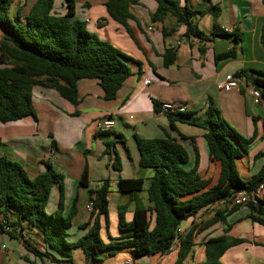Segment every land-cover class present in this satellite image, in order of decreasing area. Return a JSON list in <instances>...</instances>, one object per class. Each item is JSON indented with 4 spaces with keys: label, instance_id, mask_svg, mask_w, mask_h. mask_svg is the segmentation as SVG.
<instances>
[{
    "label": "crops",
    "instance_id": "obj_1",
    "mask_svg": "<svg viewBox=\"0 0 264 264\" xmlns=\"http://www.w3.org/2000/svg\"><path fill=\"white\" fill-rule=\"evenodd\" d=\"M33 1L17 0V3L25 4L27 10ZM105 2L106 0H74L73 19L84 22L89 32L109 42L122 54L121 59L129 67L130 76L118 90L116 98L104 101L103 93L95 80L84 79L77 82L79 102L76 106L64 101L54 89L37 86L32 89L34 117L0 124V154L17 162L29 178L45 172V162H49L54 171L63 176L61 187L53 185L50 190L46 212L57 209L62 196L63 215H66L73 200H77L76 214L66 231L67 240L71 243L86 233L80 226L89 219L90 212L86 209L90 203L89 191L98 188L105 179L110 180L111 186L107 195L108 224L106 226L103 219L100 223L101 240L108 244L120 238L117 227L120 207H127L124 218L126 222L131 221L134 204L127 194L116 190L115 183L119 179H148L151 176L150 170L139 167L136 137H170L176 140L188 156L183 165L185 170L195 166L194 145L198 153L196 172L201 179L207 181L205 189L218 182L220 165L208 157L203 139L205 131L187 124H176L178 133L193 138L194 143L180 139L176 132L169 129L166 115L155 109L154 103L174 102L184 107V113L197 121L204 119L207 105L211 103L229 127L248 140L245 150L235 159L239 177L244 181L248 180L259 171L263 163V158H257L256 155L264 152V99L255 104L248 91L256 89V79L264 80V0H190L193 11L208 12L212 6L220 9L216 20L209 13L192 19V23L202 33L200 39L184 35L185 27H176L173 19L152 22L150 15L156 9L153 0H141L130 7L131 17L126 21L128 31L108 17ZM180 4L183 6L184 2L180 0ZM14 10L13 7L11 13ZM65 11L64 0H55V14L62 16ZM214 22L228 36L211 37ZM171 29L175 30L166 35L163 33ZM233 33L238 35V42L232 41ZM205 37L210 39L206 40ZM166 50H170L175 56L174 62L168 67L164 66ZM229 50H234L237 56L215 61L216 55ZM227 75L237 79L236 90L217 89V84L224 82ZM40 80L46 83L44 78ZM101 119L113 120L114 127L107 134L99 136L94 132V124ZM105 142H108L109 155L105 154ZM114 161L119 164L118 171L113 167ZM85 168L86 185L81 186L79 180ZM147 184L148 181H145L143 192L139 194L145 205ZM260 197H264V190ZM211 207L214 213L223 208L224 203L219 202ZM200 213L199 216L204 214ZM238 213L236 211L228 217V223L232 225L227 235L246 242L227 250L220 262L264 264V227L245 219L247 210L240 216ZM212 214L204 220L208 221ZM195 218L180 226L182 236ZM9 220L14 221L15 215L10 214ZM3 222L0 216V223ZM22 233L31 246L44 251V245L35 230L25 227ZM222 235L221 223L204 229L194 238V245L184 264L202 263V243ZM7 238L12 243L11 250L5 243ZM13 252L17 253V257ZM177 252L178 244L163 255L143 257L134 262L173 264ZM24 254L27 253L21 242L0 234V264H21ZM99 256V262L89 264H124L126 260H132L128 249L117 250L113 254L102 252ZM28 257L34 264H64L66 261L59 255H56L54 262L48 258L41 261L31 255ZM77 258L84 264L81 251L75 249L71 252L72 264Z\"/></svg>",
    "mask_w": 264,
    "mask_h": 264
},
{
    "label": "trees",
    "instance_id": "obj_2",
    "mask_svg": "<svg viewBox=\"0 0 264 264\" xmlns=\"http://www.w3.org/2000/svg\"><path fill=\"white\" fill-rule=\"evenodd\" d=\"M141 0H106L105 9L108 17L127 31L126 21L131 17L130 7ZM155 11L150 15L152 22H163L166 18L174 20L175 26L185 27L184 35L202 38V33L192 23L196 16L211 14L214 19L220 9L212 6L208 12L193 11L190 0H153ZM65 14L58 16L54 12L55 0H34L25 11V4L17 0H0V124L20 121L34 117L32 107V89L34 87L52 88L69 104L76 106L79 102L77 82L95 80L98 83L104 101H113L118 90L130 76L129 67L121 59L122 54L109 42L101 40L86 29L84 22L73 19L74 0H64ZM15 8L13 14L11 9ZM175 29L169 30V34ZM264 34V26L262 27ZM228 36L214 22L211 37ZM233 42H238L236 33L231 35ZM206 40L210 38L205 37ZM264 48V43H262ZM237 56L234 50L215 56V61L233 59ZM175 60L174 54L166 50L164 66H170ZM41 78L46 83L41 82ZM254 86L264 99V80H255ZM159 105L154 103L155 109ZM169 129L176 132L182 140L194 143L178 133L176 124H187L203 129L208 157L219 162L218 182L205 189L204 181L196 172L198 153H195V166L185 170L183 165L188 160L185 149L176 140L135 138L139 155V167L151 171L148 179H119L115 188L119 193L127 194L134 204L131 221H125L126 206L118 210V230L120 238L105 244L100 238V223L108 224L107 195L111 186L108 179L99 187L89 191L91 211L87 222L80 226L86 233L75 242L67 240V230L76 214L74 199L69 212L63 215L62 196L57 209L46 212L49 193L53 185H59L63 176L56 173L49 162L46 170L35 178H29L25 170L15 161L0 154V234L21 242L26 253L21 258L34 264L28 257L48 258L56 261V255L66 259L64 264H72L71 252L81 251L84 264L97 263L102 252L113 254L117 250L128 249L132 261L143 257L163 255L178 240V252L173 264H184L194 245V238L207 227L221 223L223 235L210 238L202 243L204 261L200 264H221L220 258L230 248L246 241L227 235L231 225L228 217L240 208H246L248 219L253 224L264 227V197L256 203L240 206L231 205L233 196L240 191L253 192L264 185V152L257 158H263L259 171L248 180H242L235 167V159L245 150L248 140L239 136L221 118L219 111L209 103L202 121L191 119L185 113L166 115ZM264 126V121H263ZM108 133V132H107ZM107 133H99L102 136ZM122 139L121 136H119ZM105 154L109 155L108 142L104 143ZM113 167L118 171L119 164L114 161ZM86 168L83 170L79 185L85 186ZM145 181L146 205L139 198ZM222 202L224 207L217 209L200 225H192L184 236L176 230L187 220L194 218L208 207ZM15 220L9 222V215ZM25 227L35 230L44 245L41 252L31 246L24 238ZM13 228V231H10Z\"/></svg>",
    "mask_w": 264,
    "mask_h": 264
},
{
    "label": "built area",
    "instance_id": "obj_3",
    "mask_svg": "<svg viewBox=\"0 0 264 264\" xmlns=\"http://www.w3.org/2000/svg\"><path fill=\"white\" fill-rule=\"evenodd\" d=\"M145 84H148V81H145ZM238 87V81L235 77H233L232 75H227L224 79V82L217 84V89L219 90H225V91H231V90H236ZM251 100L253 103L258 104L261 102L262 97L261 94L258 90L256 89H250L248 91ZM159 112L167 115V114H173V113H184L185 109L184 107L174 103V102H163L160 103L159 105ZM114 127V122L111 119H101V120H97L94 124V132L95 134H99V133H107L110 132ZM264 190V185H260L255 191L253 192H247V191H240L238 193H236L233 198H232V202L231 205L234 206H240V205H244L247 204L249 202L251 203H256L257 199H261L260 194L262 193V191ZM87 211H91V203H89L86 206ZM208 210H211L212 207H208ZM205 209V210H207ZM197 216V218H195ZM192 220L191 225H197V224H201L203 221H201V218L199 216V214H197ZM182 233V229L181 227H179L176 230V234L178 235V237L181 235ZM178 240L175 241L174 245L170 248L173 249L175 245L178 244L177 242ZM3 248V247H2ZM124 264H137L136 262L132 261V260H126L124 262Z\"/></svg>",
    "mask_w": 264,
    "mask_h": 264
},
{
    "label": "rangeland",
    "instance_id": "obj_4",
    "mask_svg": "<svg viewBox=\"0 0 264 264\" xmlns=\"http://www.w3.org/2000/svg\"><path fill=\"white\" fill-rule=\"evenodd\" d=\"M27 6H29V5H27ZM24 10H25V7H24ZM26 11V10H25ZM11 12V11H10ZM11 14H13V13H11ZM0 37H1V32H0ZM239 213H238V216H240L241 214H243L244 212H246V208H240V209H238L237 210ZM202 213H204V214H202ZM213 213V211H212V209L211 210H203V212H201L200 214H202L201 216H200V218H201V221H203V222H205L206 220H204L206 217H208L210 214H212ZM197 225H200V224H197ZM8 239V238H7ZM6 245H7V247H8V249L9 250H11L12 249V243L10 242V240L8 239V240H6ZM13 251V250H12ZM17 253H15V252H13V255L15 256V257H17V255H16ZM22 260V259H21ZM23 262H21V264H29V263H27L26 261H24V260H22ZM26 262V263H25ZM51 264V263H50ZM53 264H55V263H53ZM73 264H81L80 263V260L77 258V259H75V262H73ZM221 264H224L223 262H221Z\"/></svg>",
    "mask_w": 264,
    "mask_h": 264
}]
</instances>
